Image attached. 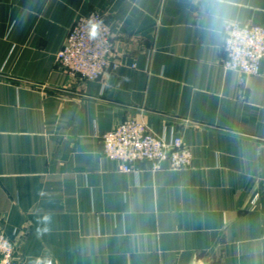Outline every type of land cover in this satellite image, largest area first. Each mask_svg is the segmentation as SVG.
Listing matches in <instances>:
<instances>
[{
    "label": "crops",
    "instance_id": "0c3cea01",
    "mask_svg": "<svg viewBox=\"0 0 264 264\" xmlns=\"http://www.w3.org/2000/svg\"><path fill=\"white\" fill-rule=\"evenodd\" d=\"M202 7L0 0V226L22 264H264V61L241 84ZM94 11L121 66L86 81L56 54ZM228 11L264 26V0ZM125 120L181 137L191 166L121 172L100 138Z\"/></svg>",
    "mask_w": 264,
    "mask_h": 264
},
{
    "label": "built area",
    "instance_id": "2783aa9c",
    "mask_svg": "<svg viewBox=\"0 0 264 264\" xmlns=\"http://www.w3.org/2000/svg\"><path fill=\"white\" fill-rule=\"evenodd\" d=\"M223 66L244 78L257 75L264 61V26L232 22L223 32ZM56 62L69 76L81 80H100L108 70H117L121 61L114 55L113 33L100 12L80 17L69 29ZM105 158L119 164L125 174L136 172L135 163L147 162L160 170L169 162L173 170H185L192 164V154L181 137L167 140L155 135L144 122L125 120L101 138ZM18 235V233H16ZM0 264H22L16 255L14 240L0 226Z\"/></svg>",
    "mask_w": 264,
    "mask_h": 264
},
{
    "label": "clouds",
    "instance_id": "9594fccd",
    "mask_svg": "<svg viewBox=\"0 0 264 264\" xmlns=\"http://www.w3.org/2000/svg\"><path fill=\"white\" fill-rule=\"evenodd\" d=\"M229 4L230 0H203L202 12L209 32L218 34L230 27Z\"/></svg>",
    "mask_w": 264,
    "mask_h": 264
}]
</instances>
